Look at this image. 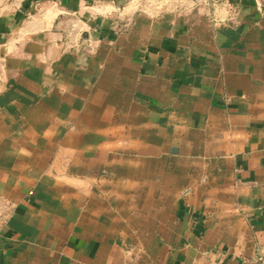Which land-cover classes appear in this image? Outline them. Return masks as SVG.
Returning <instances> with one entry per match:
<instances>
[{
	"label": "crops",
	"instance_id": "1",
	"mask_svg": "<svg viewBox=\"0 0 264 264\" xmlns=\"http://www.w3.org/2000/svg\"><path fill=\"white\" fill-rule=\"evenodd\" d=\"M0 264H242L264 248V0L0 10Z\"/></svg>",
	"mask_w": 264,
	"mask_h": 264
},
{
	"label": "built area",
	"instance_id": "2",
	"mask_svg": "<svg viewBox=\"0 0 264 264\" xmlns=\"http://www.w3.org/2000/svg\"><path fill=\"white\" fill-rule=\"evenodd\" d=\"M9 215V210L7 207H0V230L3 224L8 220ZM242 264H264V248L258 252L254 259L250 261H244Z\"/></svg>",
	"mask_w": 264,
	"mask_h": 264
},
{
	"label": "rangeland",
	"instance_id": "3",
	"mask_svg": "<svg viewBox=\"0 0 264 264\" xmlns=\"http://www.w3.org/2000/svg\"><path fill=\"white\" fill-rule=\"evenodd\" d=\"M12 0H0V10L4 7L7 6L9 4H11Z\"/></svg>",
	"mask_w": 264,
	"mask_h": 264
}]
</instances>
